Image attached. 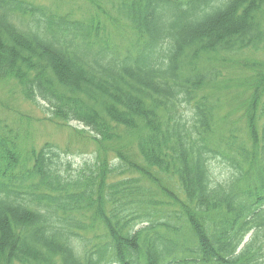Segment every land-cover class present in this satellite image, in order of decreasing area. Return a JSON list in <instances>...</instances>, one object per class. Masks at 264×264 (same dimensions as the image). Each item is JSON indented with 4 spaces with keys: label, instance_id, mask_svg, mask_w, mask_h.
Instances as JSON below:
<instances>
[{
    "label": "trees",
    "instance_id": "1",
    "mask_svg": "<svg viewBox=\"0 0 264 264\" xmlns=\"http://www.w3.org/2000/svg\"><path fill=\"white\" fill-rule=\"evenodd\" d=\"M107 1L0 0V81L95 146L73 170L0 117V264H264V70L224 118L215 95L219 59L264 45V0Z\"/></svg>",
    "mask_w": 264,
    "mask_h": 264
},
{
    "label": "rangeland",
    "instance_id": "2",
    "mask_svg": "<svg viewBox=\"0 0 264 264\" xmlns=\"http://www.w3.org/2000/svg\"><path fill=\"white\" fill-rule=\"evenodd\" d=\"M31 1L47 6L56 12L65 13L72 10L75 17H81L84 10L88 8L91 11L98 12L102 8L109 10L112 6L107 0ZM224 61L226 63H223ZM218 65H221L223 79L233 81L230 89L217 90V94H215L229 97L226 102H223L220 110L219 116L224 118L228 112L232 111V100L229 99L245 89V83L251 81L255 76V68L264 70V45L260 44L257 48H247L235 55L229 54L225 58H220ZM50 116L44 102L41 101L39 104L29 102L23 97L15 82L11 80L0 81V117L6 119L7 123L21 133V141L24 146L39 148L50 142L56 144L62 151L68 147L70 152L62 153V156L65 161L72 164L73 170L86 161H94L95 146L92 140L83 139L79 133L80 130L86 127L78 121L61 126L52 123ZM239 116L240 113L236 114V118L231 116L230 122H235L236 126L242 125L238 121ZM220 130L222 131V129ZM229 168V165L223 162L222 159H214L212 169L215 180L225 182L231 174Z\"/></svg>",
    "mask_w": 264,
    "mask_h": 264
}]
</instances>
